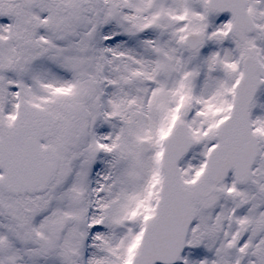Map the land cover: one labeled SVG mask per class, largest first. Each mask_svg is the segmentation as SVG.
<instances>
[{"label": "snow or ice", "instance_id": "1", "mask_svg": "<svg viewBox=\"0 0 264 264\" xmlns=\"http://www.w3.org/2000/svg\"><path fill=\"white\" fill-rule=\"evenodd\" d=\"M0 264H264V0H0Z\"/></svg>", "mask_w": 264, "mask_h": 264}]
</instances>
